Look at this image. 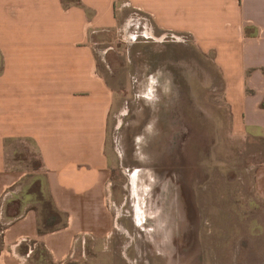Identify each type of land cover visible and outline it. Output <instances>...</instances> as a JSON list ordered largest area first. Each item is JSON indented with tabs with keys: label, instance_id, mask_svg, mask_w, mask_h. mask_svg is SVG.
I'll return each instance as SVG.
<instances>
[{
	"label": "crops",
	"instance_id": "crops-1",
	"mask_svg": "<svg viewBox=\"0 0 264 264\" xmlns=\"http://www.w3.org/2000/svg\"><path fill=\"white\" fill-rule=\"evenodd\" d=\"M135 11L179 40L129 48L151 64L209 55L231 133L264 145V0H0V264H67L110 237L116 98L101 65L111 48L99 46ZM18 144L36 152L37 170L13 159ZM36 182L56 214L44 223ZM252 185L263 202L264 159Z\"/></svg>",
	"mask_w": 264,
	"mask_h": 264
},
{
	"label": "rangeland",
	"instance_id": "rangeland-1",
	"mask_svg": "<svg viewBox=\"0 0 264 264\" xmlns=\"http://www.w3.org/2000/svg\"><path fill=\"white\" fill-rule=\"evenodd\" d=\"M122 35L99 46L111 48L101 65L116 98L107 132L114 227L67 264H264V200L252 185L264 145L231 133L210 56L196 50L184 66L167 56L151 64L129 48L143 41ZM15 147L13 159L37 170L33 148ZM31 190L44 223L56 214L37 182Z\"/></svg>",
	"mask_w": 264,
	"mask_h": 264
},
{
	"label": "built area",
	"instance_id": "built-area-1",
	"mask_svg": "<svg viewBox=\"0 0 264 264\" xmlns=\"http://www.w3.org/2000/svg\"><path fill=\"white\" fill-rule=\"evenodd\" d=\"M122 31V41H157L163 42L168 40H179L178 35L174 33H161L155 35L152 26L148 22V18L135 11L132 18H129L126 23L118 27L117 32ZM119 34V33H118Z\"/></svg>",
	"mask_w": 264,
	"mask_h": 264
},
{
	"label": "trees",
	"instance_id": "trees-1",
	"mask_svg": "<svg viewBox=\"0 0 264 264\" xmlns=\"http://www.w3.org/2000/svg\"><path fill=\"white\" fill-rule=\"evenodd\" d=\"M40 252L43 251L42 256L45 257V249H39ZM49 263V262H48ZM50 264V263H49Z\"/></svg>",
	"mask_w": 264,
	"mask_h": 264
},
{
	"label": "bare ground",
	"instance_id": "bare-ground-1",
	"mask_svg": "<svg viewBox=\"0 0 264 264\" xmlns=\"http://www.w3.org/2000/svg\"><path fill=\"white\" fill-rule=\"evenodd\" d=\"M135 177V176H134ZM137 178V177H136ZM133 183H135V179H133ZM144 207V206H143ZM140 214V213H139Z\"/></svg>",
	"mask_w": 264,
	"mask_h": 264
}]
</instances>
